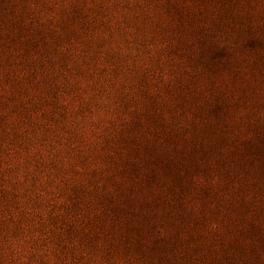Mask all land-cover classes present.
<instances>
[{
    "label": "rangeland",
    "instance_id": "374dc122",
    "mask_svg": "<svg viewBox=\"0 0 264 264\" xmlns=\"http://www.w3.org/2000/svg\"><path fill=\"white\" fill-rule=\"evenodd\" d=\"M262 148L264 0H0V264H264Z\"/></svg>",
    "mask_w": 264,
    "mask_h": 264
},
{
    "label": "trees",
    "instance_id": "16d2710c",
    "mask_svg": "<svg viewBox=\"0 0 264 264\" xmlns=\"http://www.w3.org/2000/svg\"><path fill=\"white\" fill-rule=\"evenodd\" d=\"M259 150L261 153L259 154V165L256 168H253L254 171L252 173H254L256 179L258 180L259 186L264 189V183H263L264 182V148ZM136 249L140 253L144 252L151 259L153 258V256H155L157 260L155 261V264H159L158 259L159 260L164 259L162 256V251H159L156 247L148 246L146 243L141 242V239L137 240L136 245L133 246V250L135 251Z\"/></svg>",
    "mask_w": 264,
    "mask_h": 264
}]
</instances>
